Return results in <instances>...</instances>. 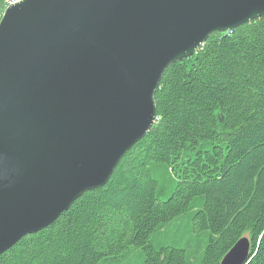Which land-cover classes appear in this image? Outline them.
I'll list each match as a JSON object with an SVG mask.
<instances>
[{
  "label": "water",
  "instance_id": "95a60500",
  "mask_svg": "<svg viewBox=\"0 0 264 264\" xmlns=\"http://www.w3.org/2000/svg\"><path fill=\"white\" fill-rule=\"evenodd\" d=\"M264 0H22L0 20V255L107 184L167 68ZM240 239L220 264H247Z\"/></svg>",
  "mask_w": 264,
  "mask_h": 264
},
{
  "label": "trees",
  "instance_id": "16d2710c",
  "mask_svg": "<svg viewBox=\"0 0 264 264\" xmlns=\"http://www.w3.org/2000/svg\"><path fill=\"white\" fill-rule=\"evenodd\" d=\"M6 6L0 0V20ZM154 101V125L107 184L0 264H127L131 249L142 251L141 264H220L242 238L247 264H264V17L212 34L170 65ZM156 165L173 182L165 200ZM185 214L191 236L206 233L207 243L155 247L152 237Z\"/></svg>",
  "mask_w": 264,
  "mask_h": 264
},
{
  "label": "rangeland",
  "instance_id": "374dc122",
  "mask_svg": "<svg viewBox=\"0 0 264 264\" xmlns=\"http://www.w3.org/2000/svg\"><path fill=\"white\" fill-rule=\"evenodd\" d=\"M159 167V168H158ZM162 169V170H161ZM153 177L158 181V194L161 200L167 199L173 190L171 177L167 176L161 165H156L152 171ZM162 192V193H161ZM190 214H185L168 224L162 231L152 237V244L155 247H175L180 249H193L203 247L207 242V234L202 233L199 236L192 237ZM132 254L127 260V264H141L142 251L140 249H131ZM194 250V249H193Z\"/></svg>",
  "mask_w": 264,
  "mask_h": 264
},
{
  "label": "built area",
  "instance_id": "2783aa9c",
  "mask_svg": "<svg viewBox=\"0 0 264 264\" xmlns=\"http://www.w3.org/2000/svg\"><path fill=\"white\" fill-rule=\"evenodd\" d=\"M20 1H22V0H9L8 7L11 6V5L19 3Z\"/></svg>",
  "mask_w": 264,
  "mask_h": 264
},
{
  "label": "bare ground",
  "instance_id": "6f19581e",
  "mask_svg": "<svg viewBox=\"0 0 264 264\" xmlns=\"http://www.w3.org/2000/svg\"><path fill=\"white\" fill-rule=\"evenodd\" d=\"M8 4H9V0H6V5H7L6 7H8Z\"/></svg>",
  "mask_w": 264,
  "mask_h": 264
}]
</instances>
